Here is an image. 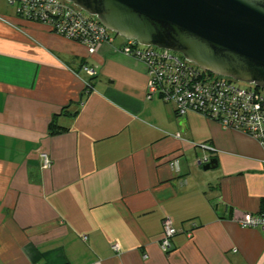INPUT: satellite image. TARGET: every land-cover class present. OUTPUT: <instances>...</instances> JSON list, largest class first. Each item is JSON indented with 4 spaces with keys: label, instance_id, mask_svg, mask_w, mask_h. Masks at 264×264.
<instances>
[{
    "label": "crops",
    "instance_id": "obj_1",
    "mask_svg": "<svg viewBox=\"0 0 264 264\" xmlns=\"http://www.w3.org/2000/svg\"><path fill=\"white\" fill-rule=\"evenodd\" d=\"M14 1L0 0V264H264V230L240 224L264 208L261 144L148 99L124 37L90 53L20 19ZM65 107L69 130L51 135ZM204 156L217 168L198 166ZM166 218L183 230L169 254Z\"/></svg>",
    "mask_w": 264,
    "mask_h": 264
},
{
    "label": "built area",
    "instance_id": "obj_2",
    "mask_svg": "<svg viewBox=\"0 0 264 264\" xmlns=\"http://www.w3.org/2000/svg\"><path fill=\"white\" fill-rule=\"evenodd\" d=\"M17 16L25 21L48 25L55 33L83 44L90 53L98 45L112 43L114 38L102 22L73 3L66 0H16ZM0 20L5 21L3 17ZM126 55L143 61L149 74L147 98H159L172 105L178 117L188 113H198L214 120L225 129L241 131L256 139L264 148V89L254 84L244 88L231 77L210 73L181 54L152 46H143L136 40H128L122 50ZM85 72L93 76L88 67ZM88 86V83H87ZM210 151L216 149L209 144L196 145ZM43 168L51 167L52 161L47 153L41 154ZM211 156L197 159L200 167H205ZM178 161H172L176 167ZM244 228L264 230V208L258 215L247 216L240 222ZM170 218L163 222L160 248L166 254L172 249V239L182 233ZM85 241L87 237L83 238ZM113 250L120 247L113 245Z\"/></svg>",
    "mask_w": 264,
    "mask_h": 264
},
{
    "label": "water",
    "instance_id": "obj_3",
    "mask_svg": "<svg viewBox=\"0 0 264 264\" xmlns=\"http://www.w3.org/2000/svg\"><path fill=\"white\" fill-rule=\"evenodd\" d=\"M116 35L264 89V0H66ZM217 159L204 167L215 169Z\"/></svg>",
    "mask_w": 264,
    "mask_h": 264
},
{
    "label": "trees",
    "instance_id": "obj_4",
    "mask_svg": "<svg viewBox=\"0 0 264 264\" xmlns=\"http://www.w3.org/2000/svg\"><path fill=\"white\" fill-rule=\"evenodd\" d=\"M92 88H93V78L90 79V81L88 82V86L85 88L83 95L85 97L88 96L90 92L92 91ZM67 108L68 107L63 108L60 114H56L52 117V120L48 126V131L51 135L63 134L69 130L66 127L60 126L58 123L59 117L67 112Z\"/></svg>",
    "mask_w": 264,
    "mask_h": 264
},
{
    "label": "rangeland",
    "instance_id": "obj_5",
    "mask_svg": "<svg viewBox=\"0 0 264 264\" xmlns=\"http://www.w3.org/2000/svg\"><path fill=\"white\" fill-rule=\"evenodd\" d=\"M111 35L114 37V38H119V39H121L122 37L121 36H118V35H116V33H114V32H111ZM238 85L240 86V87H244V88H247V87H249V84L248 83H245V82H238Z\"/></svg>",
    "mask_w": 264,
    "mask_h": 264
}]
</instances>
